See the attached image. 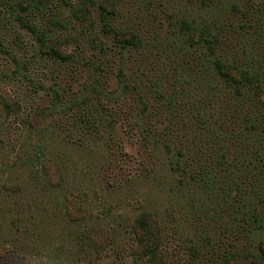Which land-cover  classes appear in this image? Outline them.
Masks as SVG:
<instances>
[{"label":"rangeland","instance_id":"obj_1","mask_svg":"<svg viewBox=\"0 0 264 264\" xmlns=\"http://www.w3.org/2000/svg\"><path fill=\"white\" fill-rule=\"evenodd\" d=\"M215 58L264 79V0H0V264H150L146 210L155 264H264V82Z\"/></svg>","mask_w":264,"mask_h":264},{"label":"trees","instance_id":"obj_2","mask_svg":"<svg viewBox=\"0 0 264 264\" xmlns=\"http://www.w3.org/2000/svg\"><path fill=\"white\" fill-rule=\"evenodd\" d=\"M25 2L22 1L21 5H25ZM28 3V2H27ZM26 6V5H25ZM27 9V8H25ZM106 10V8H104ZM198 43L202 41L209 42L208 39L204 36L202 31H196ZM124 34H118L119 41L123 44H132L137 45L138 37L136 34H132L130 37H124ZM47 36L42 35L40 37L41 45L43 48L48 50V53L52 54V56H56L58 59L65 60L68 58V55L62 50H60L55 43L51 41ZM210 44H212L210 42ZM213 45V44H212ZM211 46V45H210ZM214 48V47H213ZM212 48V49H213ZM70 56V55H69ZM212 68L214 72L222 77L229 85L232 86L237 92L238 95H243L242 89L244 87H259L260 84L264 82L262 75L258 76L256 73H252L250 70L246 68H242L236 65H228L223 62L220 58H215L211 62ZM261 82V83H260ZM264 91V89H263ZM135 93V92H134ZM137 97L140 101L146 106L143 100V96L140 92H136ZM8 106V103H5ZM247 117V115H245ZM47 165H45L46 168ZM47 169V168H46ZM135 236H137L138 246L144 247L147 249L145 254L151 253L150 256V264H155L156 261L162 260L163 261V237H162V219L160 215L156 212L146 210L136 216L134 223H132ZM261 247H264V239L261 242ZM264 258V248L263 252L261 253Z\"/></svg>","mask_w":264,"mask_h":264}]
</instances>
